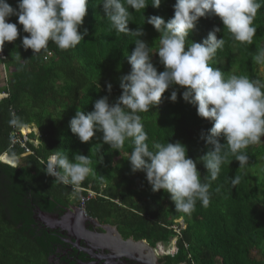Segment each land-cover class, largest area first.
Wrapping results in <instances>:
<instances>
[{"label":"trees","instance_id":"obj_1","mask_svg":"<svg viewBox=\"0 0 264 264\" xmlns=\"http://www.w3.org/2000/svg\"><path fill=\"white\" fill-rule=\"evenodd\" d=\"M101 2L88 0L80 28L82 33L87 29L88 34L70 50L62 51L50 41L46 50L34 56L31 49L25 51L22 46L23 37L29 34L23 32L18 17L9 18L8 22L17 23L20 34L15 42L5 43L6 59H0V70L3 63L8 73L5 80L0 71V93L8 94L0 100V156L5 155L0 160V264H53L48 259L63 249L65 235L38 221V212L60 216L67 208L80 206L87 190L95 196L83 203L86 213L101 223L117 226L124 238L142 239L154 247L159 242L168 246L176 236L171 226L183 219L186 226L178 237L177 253L166 257L167 264H264V137L260 144L245 150L249 156L247 166L240 168L232 156L230 163L222 165L217 180L211 182L208 207L197 201L195 210L185 214L175 210L170 194L152 191L144 172L131 171L127 160L132 151L130 141L119 152L103 143L100 132L87 143L71 132L69 121L77 108L88 113L95 100L103 96L115 103L122 94L120 77L131 71L126 56L135 48L136 38L117 35L111 29ZM175 2L162 0L156 8L149 0L146 10L129 9V28H141L144 35L140 39L153 51L160 33L145 22V17L156 15L167 21L174 16ZM8 3L17 6V0ZM258 3L261 7L254 20L257 31L252 44L235 42L219 17H202L186 46L191 41L203 42L214 27H220L217 37L224 38L225 45L213 57L212 67L226 76L245 75L264 82V66L253 62L258 47H264V0ZM152 61L158 71L164 70L158 54ZM108 83L113 85L111 94ZM172 90L164 93L158 106L140 113L149 145L152 141H179L186 146L188 157L198 160L210 150L201 134L212 123L200 118L196 107L183 100V89L178 92L177 102H171ZM12 114L21 119L22 126L9 125ZM24 126L38 131L37 135L34 131L28 135L29 154L19 142L11 140L15 132L22 139L20 129ZM33 139L38 143L34 144ZM221 143L226 141L221 139ZM52 151H61L70 160L78 154L89 156L92 171L79 185L85 190L54 184L55 178L44 172ZM197 169L205 182L206 168L198 163ZM236 175L241 183L232 188L230 181ZM67 259L60 264H66Z\"/></svg>","mask_w":264,"mask_h":264},{"label":"clouds","instance_id":"obj_2","mask_svg":"<svg viewBox=\"0 0 264 264\" xmlns=\"http://www.w3.org/2000/svg\"><path fill=\"white\" fill-rule=\"evenodd\" d=\"M161 3L162 0H151L156 8ZM101 4L117 35L136 38L135 48L126 56L131 71L120 77L122 94L115 103L103 96L95 100L88 113L77 108L69 121L71 132L82 143L100 132L103 143L119 152L130 141L132 151L127 160L131 171L144 172L153 192L163 190L170 194L175 210L185 214L195 210L197 201L208 207L211 182L217 180L222 165L230 163L232 156L244 168L249 163L245 150L260 144L264 137V82L245 75L226 76L221 69L212 67L213 57L225 45V39L217 37L220 27H214L203 42L191 41L186 46V41L200 18L219 17L235 42L252 44L257 31L254 20L261 4L258 0H176L174 16L167 21L156 15L145 17V22L160 33L155 51L140 39L144 35L141 28H129V9L146 10L149 0H102ZM87 5L88 0H17L13 7L8 0H0V52L6 42H15L19 37L17 23L8 22L13 16L18 17L23 32L29 34L22 39L24 50L31 49L34 56L46 50L50 41L62 51L76 48L88 34L87 29L80 31ZM154 54H158L163 71L154 66ZM253 62L264 66V47H258ZM170 88L171 102H177L178 92L183 89V100L196 107L200 118L212 123L201 134L210 150L198 160L189 158L186 146L179 141H152L149 145L140 113L158 106ZM112 89L113 85L108 83L109 94ZM9 125L20 127L22 121L12 114ZM221 139L226 143H221ZM198 163L207 170L205 182L201 180ZM90 165L89 156L78 154L70 160L63 152L52 151L44 172L55 178L54 184L78 188L92 171ZM230 182L235 188L241 177L236 175Z\"/></svg>","mask_w":264,"mask_h":264},{"label":"water","instance_id":"obj_3","mask_svg":"<svg viewBox=\"0 0 264 264\" xmlns=\"http://www.w3.org/2000/svg\"><path fill=\"white\" fill-rule=\"evenodd\" d=\"M37 220L50 229H59L68 237L73 238L78 246L80 241L84 240L91 247L88 253L99 260L109 257L119 261L134 260L141 264H158V255L154 246L142 239L135 240L132 237L124 239L115 225L103 224L96 218L90 217L84 206H71L60 216L39 211ZM90 225L101 228L103 232L89 229ZM99 249L107 255L104 257L92 254Z\"/></svg>","mask_w":264,"mask_h":264},{"label":"flooded vegetation","instance_id":"obj_4","mask_svg":"<svg viewBox=\"0 0 264 264\" xmlns=\"http://www.w3.org/2000/svg\"><path fill=\"white\" fill-rule=\"evenodd\" d=\"M4 159H5V155H1L0 160H4ZM103 224H109V223H103ZM111 225H113V224H111ZM88 228L93 230V231L103 232V230L101 228L94 227L92 225L88 226ZM130 237H127V238L123 237V238L124 239H128V238L130 239ZM63 240L65 243V245L63 246V249L57 250V253L52 254L51 257L48 259V261L52 262L53 264H60V262L61 263L64 262L63 260H65V257L68 258L65 261L66 264H70V263L71 264L72 263H76V264H81V263H83V264H141V263H137L134 260H130L127 262L125 260L119 261L117 259H112L109 257L103 258V259L101 258L102 260L101 259L99 260V259L93 257L90 253H88V250L91 249V247L84 240L80 241L79 246L76 244V241H74L73 238L68 237L67 235L64 236ZM155 248H158V247H155ZM156 251H157V249H156ZM92 254L99 255V256L101 255L104 257L107 255V253L102 252L101 249L94 251ZM157 255H158V258H157L158 264H167V261H168V259L166 258L167 256L161 255L160 253H157Z\"/></svg>","mask_w":264,"mask_h":264},{"label":"built area","instance_id":"obj_5","mask_svg":"<svg viewBox=\"0 0 264 264\" xmlns=\"http://www.w3.org/2000/svg\"><path fill=\"white\" fill-rule=\"evenodd\" d=\"M51 54H48V55H46L45 57H44V60H47L48 59V57L50 56ZM0 59L3 61L4 59H6V55H5V53H4V50L2 51V52H0ZM3 75H4V78H5V80H7V77H8V73H7V69L5 68V65L3 64ZM7 93H5V92H1L0 93V100L2 99V98H4V97H7ZM26 127H29V126H24L23 128H21L20 129V133H21V135H22V139L19 137V136H16V132L15 133H13V137L11 138V140H12V142L13 143H16V142H19L20 143V145L23 147V149L25 150V154H29V153H31L32 151L30 150V149H28L27 148V146H26V142L29 140V141H31V139H29V137H28V135H29V133L30 132H32L31 131V129H28L29 131L28 132H24L23 130H24V128H26ZM36 141H37V143H38V140L37 139H35ZM33 142H34V144H37L34 140H32ZM76 190H85L84 188H82V187H78V188H75ZM87 192H88V195L86 196V197H82V200H81V202H80V206H84V202H86L87 200H89L90 198H92V197H94L95 196V193L93 192V191H91V190H87ZM177 223H178V225H177ZM185 223H184V221H183V219H178L177 221H176V224L175 225H172L171 226V228H173L174 230H175V232H176V236H174V237H172V239H171V241H170V244H169V246L167 247V248H169V252H167V253H165V252H163V253H161V254H166V255H174V254H176L177 253V240H178V237H179V235H180V233H181V231H182V229H184L185 228ZM185 247H187V245L185 246ZM190 256V255H189ZM189 258V257H188ZM193 264V263H192Z\"/></svg>","mask_w":264,"mask_h":264},{"label":"rangeland","instance_id":"obj_6","mask_svg":"<svg viewBox=\"0 0 264 264\" xmlns=\"http://www.w3.org/2000/svg\"><path fill=\"white\" fill-rule=\"evenodd\" d=\"M2 71H3V67H2ZM28 129H31V131H34L35 132V135H37L38 133V131H37V129L36 128H34V127H28ZM29 131V130H28ZM30 139V138H29ZM36 143H37V141L35 140V139H33ZM17 158V157H16ZM16 158H15V164H16ZM10 165H12V164H10ZM155 247H158V248H156L157 249V253H163V252H165V253H167V252H169V248H167L164 244H160V243H157V245L155 246ZM161 255H165V256H168V255H166V254H161Z\"/></svg>","mask_w":264,"mask_h":264},{"label":"bare ground","instance_id":"obj_7","mask_svg":"<svg viewBox=\"0 0 264 264\" xmlns=\"http://www.w3.org/2000/svg\"><path fill=\"white\" fill-rule=\"evenodd\" d=\"M24 132H28V129H27V127L26 128H24V130H23ZM38 133V132H37ZM161 244V243H160Z\"/></svg>","mask_w":264,"mask_h":264},{"label":"crops","instance_id":"obj_8","mask_svg":"<svg viewBox=\"0 0 264 264\" xmlns=\"http://www.w3.org/2000/svg\"><path fill=\"white\" fill-rule=\"evenodd\" d=\"M2 67H3V63L1 64V70H0L1 72H3V71H2Z\"/></svg>","mask_w":264,"mask_h":264}]
</instances>
